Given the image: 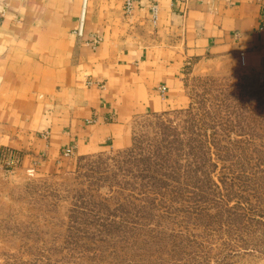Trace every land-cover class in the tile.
<instances>
[{
  "label": "rangeland",
  "instance_id": "374dc122",
  "mask_svg": "<svg viewBox=\"0 0 264 264\" xmlns=\"http://www.w3.org/2000/svg\"><path fill=\"white\" fill-rule=\"evenodd\" d=\"M133 144L0 167V264H264V67L208 57Z\"/></svg>",
  "mask_w": 264,
  "mask_h": 264
},
{
  "label": "crops",
  "instance_id": "0c3cea01",
  "mask_svg": "<svg viewBox=\"0 0 264 264\" xmlns=\"http://www.w3.org/2000/svg\"><path fill=\"white\" fill-rule=\"evenodd\" d=\"M81 4L0 0V167L130 147L135 117L190 104L198 60L264 67V0H90L83 37Z\"/></svg>",
  "mask_w": 264,
  "mask_h": 264
},
{
  "label": "built area",
  "instance_id": "2783aa9c",
  "mask_svg": "<svg viewBox=\"0 0 264 264\" xmlns=\"http://www.w3.org/2000/svg\"><path fill=\"white\" fill-rule=\"evenodd\" d=\"M89 1L90 0H82V4H81V11H80V15L78 16L77 19V24L74 28V32L76 33V35L83 37L85 35V30H86V22H87V16H88V8H89ZM124 2V9L126 10L127 13H130L133 11L134 7H135V2L136 0H123ZM153 11H154V15H157V11H158V5L157 3H154L152 5ZM2 14H5V10L1 11ZM100 42V38L99 37H92V40L88 41V44H90L92 47H97V45ZM244 53H242L243 56ZM244 59V56H243ZM161 91L164 92L165 91V87L161 88ZM73 151L72 149H69L67 151V154H72Z\"/></svg>",
  "mask_w": 264,
  "mask_h": 264
}]
</instances>
